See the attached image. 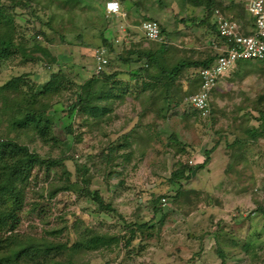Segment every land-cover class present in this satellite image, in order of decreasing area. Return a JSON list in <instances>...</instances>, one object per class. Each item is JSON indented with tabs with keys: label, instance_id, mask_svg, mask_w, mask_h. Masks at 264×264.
Instances as JSON below:
<instances>
[{
	"label": "rangeland",
	"instance_id": "obj_1",
	"mask_svg": "<svg viewBox=\"0 0 264 264\" xmlns=\"http://www.w3.org/2000/svg\"><path fill=\"white\" fill-rule=\"evenodd\" d=\"M106 1L0 0V22L11 21L17 44L10 58L0 59V87L20 78L22 94L42 93L36 87L58 71L55 62L64 56L65 43L106 24ZM139 1L143 20L158 21L172 42L164 45L165 66L212 56L207 41L195 36L199 28L211 34L201 24L205 10L186 0ZM217 1L243 32L252 31L253 18L243 3ZM31 21L33 32H45L37 39L50 57L35 50ZM176 32L199 43V49L174 42ZM133 51L139 49L123 47L120 57L136 59ZM109 58L106 71L112 77L107 86L101 78L92 89L83 86L96 75L91 50L73 57L70 71L61 62L66 79L35 106L47 112L46 139L26 128L9 131L10 112H0V142L14 140L60 163L38 165L16 183L23 204L13 233L64 244L67 248L57 256L64 263L223 264V253L225 264H264V61L242 62L219 81L210 117L204 118L186 102L198 90L200 67L186 69L168 92L157 66L147 72L136 62L131 70L120 67L116 55ZM80 64L91 73L87 78L76 74ZM86 95L92 99L89 106L72 111ZM93 108L98 109L94 116ZM211 149L207 162L205 152ZM197 155L205 159L204 166L188 180L173 182L172 173ZM96 195L111 210L103 209ZM162 197L166 203L161 200L155 213L153 201ZM137 224L148 229L139 231Z\"/></svg>",
	"mask_w": 264,
	"mask_h": 264
},
{
	"label": "trees",
	"instance_id": "obj_2",
	"mask_svg": "<svg viewBox=\"0 0 264 264\" xmlns=\"http://www.w3.org/2000/svg\"><path fill=\"white\" fill-rule=\"evenodd\" d=\"M125 2L126 0H120L121 4ZM186 3L194 7L203 8L206 11L204 21H202L201 24L202 26H208L211 28V39L218 38L219 35L216 25L211 23L210 17L216 9H220L223 12L225 11L224 8H222L224 6L220 4L221 2L219 3L217 0H186ZM235 20L237 19L235 18ZM4 22L5 21L0 22V59L10 58L12 51L17 48V44L15 43L14 38L15 30L12 25L10 26L11 21H6L5 23ZM39 22L41 23L40 20ZM30 24V33L32 35L31 39L35 44V50H38L42 52L43 55L50 57L51 55L48 52V49L46 47L40 46L37 39L38 35L45 34V32L42 29L34 30L33 32L32 30L34 22L31 21ZM252 29H254V24H252ZM161 31L162 36H166V33H164V30H162V28ZM165 41H167V39H165ZM104 46L108 47L107 49L112 52L111 45L108 42L105 41ZM97 48L98 47H95L93 49V55L95 49ZM164 52L165 51L161 52V58H158V55L152 52L140 53L136 58V61L142 63V69L146 70L147 72L149 71V67L157 66L160 69L159 76L157 77L161 81H168V92H170L171 86L180 77L184 70L191 67H200L201 69L206 68L213 62V59L210 56L208 57V59H205L203 61L182 60L176 65H172L168 68V66L164 65L165 57L162 58ZM52 60L54 62L55 59ZM120 60L126 63L130 61L129 59L123 58H121ZM55 63L57 64V61ZM48 67H50V65H48L47 68ZM64 74L66 73L60 66L58 71L52 73L51 79L47 84L38 85V87H36L39 92L40 90L41 92L43 90V92L39 95L33 94L32 96H29L27 94H22L20 92L21 90L19 91L21 82L20 78H13L8 81L6 85L0 87V102L2 99L4 105V107L0 105V112L3 113L4 111L9 110L11 115L10 117L12 122L11 126L9 127V131L17 132L26 128L27 130L35 131L42 137V139H46V135L50 131L49 123H47L44 117L45 115H47V112L44 109L37 108L35 106L37 105L40 96L42 97L44 94L52 92V90L59 83L66 79ZM196 76L198 78L199 71L196 73ZM111 77L112 76L108 75L105 69L101 73L96 74L95 77H93L83 86L84 88L89 87L90 89H92L95 83H97V81H100L101 78L103 79L102 83H104V85L106 84L105 86H107ZM19 96L20 98H18ZM79 102L75 103L71 107L72 111L76 110L78 107H80V105L85 108L89 106V103L92 102L91 96L86 95L85 98H82ZM12 105L15 107H13ZM23 110H25L24 114L22 113ZM97 111V108H93L91 114L94 116ZM252 134L253 138H257L259 136L256 131L252 132ZM213 150L214 149H211L210 151L205 152L207 155V162ZM58 164H60L58 161L45 160L40 158V156L36 155L33 152H30V149L27 146L21 145L14 140H3L2 142H0V264H74L72 261L64 263L63 261L57 259L58 254H60L63 249L67 248L64 244L55 243L49 240L47 237L38 239L37 237L21 236L19 233H13L15 224L18 220V205L23 204V200H21L22 190L21 188H18L16 183L21 179L29 177L33 169L38 165H46L48 168H50ZM203 166L204 165L199 164L197 167L193 168L189 166V164L180 165V167H178V169H176L172 173L171 180L178 183L182 180H188L190 178V175H192L195 170H198ZM187 172L189 173V175L186 174ZM70 189L71 187L69 186L63 188V190ZM88 195H90V193ZM96 196V200L101 203V207L103 209L108 208V210H111V207L109 205L105 207L102 198H100L98 195ZM162 198H157L153 201L156 209L155 213L158 211V205L159 203H161ZM136 226L137 230L139 231L148 229V224H137ZM5 230L10 234L8 237L3 238L1 234ZM94 240L95 242L101 241L99 238H95ZM214 243L216 244L215 240ZM39 256L42 257L38 259ZM220 257L223 261V264H225V257L223 253H220Z\"/></svg>",
	"mask_w": 264,
	"mask_h": 264
},
{
	"label": "built area",
	"instance_id": "obj_3",
	"mask_svg": "<svg viewBox=\"0 0 264 264\" xmlns=\"http://www.w3.org/2000/svg\"><path fill=\"white\" fill-rule=\"evenodd\" d=\"M243 3L246 12L253 18L252 32H243L242 25L231 15L216 9L213 14V24L216 25L219 37L211 39L209 48L213 62L210 66L199 70V86L196 92L190 93L186 102L204 118L211 114L212 93L219 81L227 77L242 62L264 61V0H239ZM105 14L108 18L122 15L120 0H107ZM145 37L150 41L162 42L164 37L157 21L147 20L142 23ZM96 63L95 73L104 71L110 58L105 46L94 51ZM205 159L200 155L194 156L188 162L189 166L197 167ZM166 203V199H162Z\"/></svg>",
	"mask_w": 264,
	"mask_h": 264
},
{
	"label": "crops",
	"instance_id": "obj_4",
	"mask_svg": "<svg viewBox=\"0 0 264 264\" xmlns=\"http://www.w3.org/2000/svg\"><path fill=\"white\" fill-rule=\"evenodd\" d=\"M121 6L123 12L122 15L113 18H107L105 14V4H104L103 10L105 14L106 24H104L103 27L99 29L89 28L90 30L88 29L84 33L79 34L78 35L79 37H76L77 35L74 36L73 39H71V42H66L65 46L63 47V49H65V53H63L64 56L60 54L59 56L60 59H57V63L60 64L59 67L63 65L61 62H64L66 64L65 66L63 65V67L69 70V67L70 68L73 67L71 64V59L73 60V57L75 59L77 56H79V54L80 55L84 54L88 50H91L93 54V49L95 47L104 46L105 41L108 42L112 48V52L109 51L108 49V55L109 56L111 54L116 55L119 60L121 59L120 52L123 50V47L125 48L127 47L128 50L139 49V52L133 51V54L135 52L136 53L135 55H137V57L140 53L152 52V53H156L158 55V58H161V52L165 51L164 45L172 44V42L168 40L169 37L167 35L164 36V41L162 42L150 41L145 37L141 23L145 21L143 20V17H145L146 13L141 1L126 0L125 3L121 4ZM203 10L200 11V15H202ZM211 21H212L211 23H213V19ZM200 29L201 28H199V31H197L198 35L195 36L198 38V40H201L203 42L204 40L207 41V46H208L212 35L205 34V32L202 33ZM95 31H97L96 35H95ZM176 33L177 34L174 35L175 38H173L172 36L174 42H180L179 44L183 46H187V45L189 46L191 44V46H195L194 47L195 49H199V47H197L200 45L199 43H196L193 39L187 37V35L185 34L178 32ZM76 39H78V42L76 41ZM165 39H167V41H165ZM175 39L177 41H175ZM157 46L160 47L158 48ZM183 46L179 45V48L180 49L184 48ZM65 54L67 56H65ZM126 59H129L130 61L126 63L120 60L121 62V64H119L120 67L124 66V68H126L127 66L130 65L132 68L131 70L133 69L135 70L136 67L134 68L133 65H136V62H138L137 63L138 66H141V68L143 67L142 63L136 61L135 58L133 59L131 57H127ZM93 60H94V55H93ZM82 66L83 65L80 64V66L75 67L77 68L75 70L76 74L82 77H86V76L88 77V75L91 73H89L88 70L85 71ZM95 67L96 66L92 67L93 74L95 72ZM135 72L136 71H134L133 74H135ZM107 73L109 72L107 71ZM197 81H198L197 86H199L198 78Z\"/></svg>",
	"mask_w": 264,
	"mask_h": 264
}]
</instances>
